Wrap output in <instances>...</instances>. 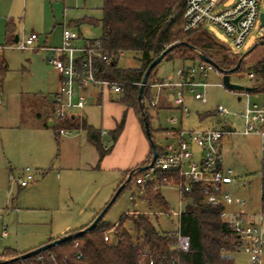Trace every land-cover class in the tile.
<instances>
[{"label": "rangeland", "instance_id": "1", "mask_svg": "<svg viewBox=\"0 0 264 264\" xmlns=\"http://www.w3.org/2000/svg\"><path fill=\"white\" fill-rule=\"evenodd\" d=\"M103 3L104 0H0V46L6 47L2 55L8 64L0 88V250L6 248L25 250L49 239L56 241L64 238L66 233L74 232L76 228L85 226L97 217L124 184L119 185L122 174L118 171L103 168L86 169L84 157H87L88 163H91L92 158L89 157L87 150L84 151L79 146L80 142L86 139V132L75 131L72 135L61 137L57 141L54 129L61 122L56 118L55 109L45 106L44 101L40 100V94L48 95L59 82L58 74L47 62V52L40 47L45 43L58 45L61 31L65 26L80 32L85 39L99 40L102 37L100 26L76 25L85 18L100 20ZM230 3L232 0L228 1V4ZM11 23L15 24V35L20 39L32 34L39 35L38 45L26 51L7 45V28ZM205 29L214 39L224 44L229 53L245 56L243 73L231 75V81L246 87L256 85L257 77L249 79L246 73L255 71L263 54L261 46L248 54L264 39V28L261 27L260 19L257 20L241 50H236L231 38L217 26L206 24ZM187 65L188 63L180 60L165 59L156 68L157 76L160 79L174 76L178 68ZM138 66L139 61L131 52L123 53L118 62L121 69ZM156 81L158 80L154 73L151 83ZM208 81L211 84L206 90L207 103L195 101L192 95H187L186 105L189 112L184 115L179 109H164L170 107L167 104L161 103L153 108L146 102L148 109L145 108V111L149 112L152 137L157 145L166 143L160 132L162 129L179 127L184 130H205L219 128L228 120L234 122L235 127L241 128L240 116L245 112L246 94L230 91L220 85L222 80L216 72L209 75ZM27 95H38L34 105L28 102ZM249 95L251 103H264V93L251 92ZM22 96L26 100L24 110L21 105ZM118 97L111 92L110 98L114 102L104 110L95 103L96 100L89 99L86 108L83 111L76 110L75 114L79 116L86 113L90 122L100 126L103 118L110 115L117 118L120 111L122 115L124 110L126 111V108L117 103ZM103 103L104 105L107 103L106 99ZM219 105L231 113L227 119L216 113ZM34 108L38 111L42 108V113L46 117L50 115L54 118L55 127L42 131L31 129L30 126L36 123ZM132 111L130 109L128 112L130 138L123 147L124 153L129 156L139 154L141 150L139 142L131 136L134 132L131 128L134 127L131 122ZM203 116L205 119H201ZM173 118L179 123H172ZM225 139V166L234 172L236 180L231 187H226V191H230L235 198L245 201L244 207L234 205L228 210L256 215L257 218L262 213L261 180L264 157L261 153V141L256 136L240 135L227 136ZM90 149L96 154L93 147ZM192 149L197 160L201 152L197 146H193ZM27 168L37 174L38 181L26 189H21L17 181L22 179V173ZM42 169L46 170L44 176L39 175L38 170ZM160 191L168 203L170 210L168 213L142 202L139 189L133 181L108 210L102 220L103 223L115 226L124 219L127 229L132 232L127 219L132 217L130 212L137 210L148 215L160 233H175L179 227V217L172 216V213L183 210L184 205L180 202V194L176 187L164 185ZM3 226L8 230L7 237L3 235ZM113 238L114 242L119 241L116 235ZM4 253H0V263L10 262L12 259L3 256ZM227 255L235 260V264H252L249 255L244 251Z\"/></svg>", "mask_w": 264, "mask_h": 264}, {"label": "trees", "instance_id": "2", "mask_svg": "<svg viewBox=\"0 0 264 264\" xmlns=\"http://www.w3.org/2000/svg\"><path fill=\"white\" fill-rule=\"evenodd\" d=\"M185 8V0H104L100 20L85 18L77 24L101 26L102 37L93 41H99L105 52H131L139 61L138 68L121 69L118 63L106 64L97 60L96 68L98 77L120 84L118 102L127 110L135 111L143 128L145 116L148 117L149 123L150 116L139 102L140 85L150 64L163 52L172 48L165 59L179 58L184 62L201 60V53L212 60L218 70L226 73H232L243 57L229 53L227 47L209 35L205 27L184 31ZM14 27V23L8 25V36L13 35ZM12 41L14 42V39ZM260 46L263 47V54L252 72L258 79V83L252 86L254 93H264V44ZM244 62L245 57L240 69L233 74L243 73ZM0 66L4 76L8 67L4 62H1ZM156 68L144 89L142 102L145 108L146 102L151 99L150 85ZM125 122L126 115L110 133L113 143L119 139ZM61 129L86 131L88 141L99 153L98 166L113 149L104 148L102 132L89 126L85 118L61 122L54 129L57 141L61 138ZM156 146L158 150L159 147L157 144ZM152 156L153 151L143 166L127 173L132 177L120 195L135 180L134 173L150 163ZM166 180L177 184L180 178L178 174L164 172L158 176L157 184L160 186ZM140 194L141 201L149 206H154L162 212L170 211L165 197L156 185H147ZM185 200L179 218V232L190 240L187 251L176 249L175 233H160L148 215L139 214L127 219L132 232L127 229L126 220L118 223L114 232L119 239L117 243L108 244L104 241V232L111 230L113 226L101 221L95 229L86 234L77 235L86 227L74 231L69 234L73 235L72 238L24 260L18 258L26 253L7 249L3 256L12 260L2 264H235V260L227 254L238 252L237 240L221 217L223 208L207 205L204 202V192L197 186H193L185 195ZM261 210L264 213V172L261 180Z\"/></svg>", "mask_w": 264, "mask_h": 264}, {"label": "built area", "instance_id": "3", "mask_svg": "<svg viewBox=\"0 0 264 264\" xmlns=\"http://www.w3.org/2000/svg\"><path fill=\"white\" fill-rule=\"evenodd\" d=\"M185 0L183 30L193 31L206 24H213L220 28L228 37L236 50H241L247 37L252 31L257 20L260 18L263 0ZM39 35L32 34L29 37L19 39L14 47L25 51L36 47ZM80 34L70 28L63 27L62 42L59 46L52 48L53 56L50 65L60 75V88L55 94L53 106L56 118L59 122L75 120L82 115H76L75 111H83L87 104L89 91L99 89L119 94L120 84L97 76L96 61L100 60L106 64L118 63L123 53L105 52L99 41H85L78 44ZM1 64V63H0ZM216 72L223 86L224 72L218 70L214 65L203 60H197L190 65L180 67L174 76H169L150 85L156 90V95L149 101L151 107L160 105L164 98V92L172 93V105L178 108L182 114L189 112L186 105L187 95H192L195 101L207 103L206 90L210 86L208 76ZM246 77L253 79L252 72L246 73ZM2 83V68L0 66V86ZM246 94L245 112L240 118L242 126L235 127L234 122L228 120L219 128L205 130H184L182 128L168 131L164 137V145H158V157L151 166V161L145 171L140 169L134 173V183L139 192L145 190L149 184L159 187L157 179L161 173L171 172L178 174L180 181L174 183L166 180L164 185L177 188L180 194V202L185 205V195L197 186L204 192L207 205L222 207L221 217L230 228L233 237L237 240L238 251L246 252L252 264H262L264 255V213L257 216L253 221L244 212L229 211V207L238 205L244 207L245 201L235 198L226 187H231L235 182L234 172L225 166L224 141L227 136H256L261 141V153L264 157V103H251L250 95ZM216 113L226 118L230 112L223 106L216 108ZM177 123L176 119H171ZM55 125L56 121L50 117L49 121ZM73 130L61 129L60 137L70 136ZM108 132H102V138L107 137ZM112 141L103 142L104 148L108 150ZM197 146L200 150V158H197L192 147ZM145 166V167H146ZM131 175V174H130ZM127 175L126 180L130 177ZM132 177V175H131ZM37 177L27 168L25 176L17 181L20 188H26L36 182ZM133 199V198H131ZM182 210L173 212L172 216L180 218ZM133 215L145 214L139 211L130 212ZM129 214V215H130ZM104 232V241L114 244V230ZM7 228L4 227V230ZM175 247L180 251H187L190 240L183 236L178 230L175 232ZM2 264V263H0ZM152 264V263H151Z\"/></svg>", "mask_w": 264, "mask_h": 264}, {"label": "crops", "instance_id": "4", "mask_svg": "<svg viewBox=\"0 0 264 264\" xmlns=\"http://www.w3.org/2000/svg\"><path fill=\"white\" fill-rule=\"evenodd\" d=\"M67 27H70V26H67ZM70 28H72V27H70ZM62 32L63 31H61V35H60V38H59L58 45H56V46L55 45H48L47 43H45V45L43 47H40L45 52H47V54H46L47 56L46 57H47V62H48L49 65H50V62L49 61H50V59L53 56L52 48L59 46L61 44V42H62ZM15 33H16V26L14 27L13 35H11V36L10 35L9 36L7 35L8 42H10V44H8V42H7V45L14 47L15 43L20 39L18 36L15 35ZM78 33L80 34V37H81L80 38V41L78 42V44H83L85 41H93V40L85 39L81 35L80 32H78ZM16 37H18V40L17 41H16ZM13 39H14V44L12 42ZM38 42H39V40L37 41L36 46L38 45ZM5 48H6L5 46H0V63L1 62H4L6 64V66L8 67V64H7L6 60H5L4 56L2 55V53L5 50ZM174 60H180L181 62H183L185 64L188 63V65H190V64L193 63V62H190V61L184 62V61H182L179 58H177V59L175 58ZM56 73L59 76V82H58L57 87H55L53 90H51L50 92H48V95L40 94V100L42 99V101H44L43 103L45 104V106H47L49 108H54V106H53L54 97H55V94L57 93V91L59 90L60 83H61L60 75H59L58 72H56ZM5 76H6V73H4V76H2V83H1L0 88H2V85H3V81H4ZM155 78L158 81L153 82L151 85H153V84H155L157 82H160L161 80L164 79V78H162V79L158 78L157 72H155ZM208 79H209V76H208ZM156 93H157L156 90L153 89V88H151V97L150 98L154 97L156 95ZM110 94H111V92H109V91H103V90H99V89H92V90L89 91V94H88V97H87V101L89 99L96 100L95 103L98 106H101L102 109L104 110L105 107L108 108V107H110L112 105L111 102H114L113 99L110 98ZM115 95H117V97L119 96V94H115ZM163 95H164V98L161 99L160 105L162 103V104H167V105L170 106V107L164 108V109L175 108L172 105V102H170V99L172 101V93L170 91H165ZM27 96H29L28 102H31V104L34 105V102L36 101V96H38V95H27ZM168 96H170V99H168ZM104 99H106V101H107V103L105 105L103 103L104 102ZM239 100H241V98ZM25 101H26L25 100V97L22 96V99H21V105H22V107H23ZM186 102H187V97H186ZM117 103L120 104L118 102V98H117ZM87 104H86V106H87ZM123 108L125 109V107H123ZM34 109L36 110V114H35L36 123L33 124L32 126H30L31 129L38 130V131H42V130H46L49 127H51L52 125H54L53 123L48 122L49 121V118H50V115H48V117H46L42 113V108H40L41 110H39V111L36 108H34ZM175 109H178V108H175ZM23 110H24V107H23ZM129 110L130 109H128V110L126 109V111L124 110L123 115L121 114V111H120V114L118 115L117 118H114L111 115L108 116V117L103 118L102 121H101V123H100V126H95L94 123L90 122V120H89V118H88V116H87L86 113L82 114V116L85 118V120H86V122H87V124L89 126L95 128L96 130L101 131V132H103V131L108 132V136L102 138L103 139V142L112 141V138L110 136V133L116 128L117 124L122 120L123 116L126 115L125 126H124V129H123V131H122L119 139L115 143H113V141H112V144H111V147H113L112 151L103 159V161L100 163L99 166H98V164H99V153H98L97 149L95 148V146L88 141L87 136H86V139H84L83 141H81L80 142V145H79L84 151L87 150V152L89 153V157L92 158L91 163H88L87 162V157H84V159L86 161L85 162L86 163V169H92L93 170L95 168H97V169H99V168L102 169L103 168V169H109V170L115 171V172L118 171V172H120L122 174V180H120V184L119 185L125 183L128 172L133 171V170H135V169L143 166L146 163V161L148 160L149 156L151 155V151H152L151 144H150V142L148 140V137H147V135H146V133L144 131V128L141 125L140 120H139L138 116L136 115L135 111L133 109H131V110H133L132 111L133 112V120L131 122H133V124H134V127H131L132 130H134V132H133V134L131 136L133 138H135L137 140V142H139V145H141V150H140L139 154L137 153L136 155H132V156L126 155L124 153V150H123L124 148L123 147H125L124 145H125L126 141L130 138L129 137L130 123L128 122V112H129ZM201 119H205V116L201 117ZM177 123H179L178 120H177ZM180 123L182 124V120L180 121ZM174 129H179V127L178 128L172 127L170 129H165V130L162 129V131H160V132H161L162 136L165 137L167 135L166 133H168V131L174 130ZM209 129H213V128H209ZM84 132H86V131H84ZM86 134H87V132H86ZM224 145H225V141H224ZM91 147H93L95 149L96 154H94L91 151L92 150V149H90ZM82 149H80V150L82 151ZM11 163L12 162H10V164ZM38 171H39V175H42L43 174V176H44L45 173H46V170L45 169L38 170ZM34 174L37 177V174L36 173H34ZM24 176H25V170L22 173V178H24ZM37 181H38V179L36 180V182ZM161 186H164V185H160L158 187V188H160V190H161ZM28 187H26V188H28ZM26 188H21V189H26ZM15 211H18V210L15 209ZM135 211H137V210H135ZM245 214L251 220H253V221L256 220V215H250V214H247V213H245ZM98 215L99 214H97V216ZM91 222L88 223V224H86L85 226L76 228L74 231H77V230H80V229H83V228L89 226L91 224ZM4 227L5 226H3V235L5 237H7L8 236V230L7 229L4 230ZM67 235H69V233H66L65 234V236H67ZM49 241H52L53 242L55 240L49 239L48 241H46V242H44L42 244H39V245H36V246H32L29 249L26 248L25 250H19V249H13V248H6L4 250H0V253L5 252L7 249L15 250V251H17L19 253H27V252H30L32 250H35V249H37V248H39V247H41L43 245H46Z\"/></svg>", "mask_w": 264, "mask_h": 264}, {"label": "water", "instance_id": "5", "mask_svg": "<svg viewBox=\"0 0 264 264\" xmlns=\"http://www.w3.org/2000/svg\"><path fill=\"white\" fill-rule=\"evenodd\" d=\"M260 21H261V27L264 28V10L261 12L260 14ZM264 38V37H263ZM18 40V37H16V41ZM264 44V39H262V41H260L259 43H257L249 52L248 54H250L252 51H254L258 46L260 45H263ZM172 50V48L166 50L165 52H163L159 57H157L151 64L150 66L148 67L145 75H144V78L142 80V83L140 85V90H139V102L141 103V107L142 109H145V106L143 105V93H144V89L145 87L148 85V80H149V77L152 73V71L165 59V57L168 55V53ZM200 55V58L201 60L207 62V63H210L212 65L215 66L214 62L212 60H210L209 58H207L206 56L202 55L201 53H199ZM245 56L241 57L237 66L234 68L233 72L232 73H226L224 72V77H223V86L230 90V91H235V92H243V93H251L253 92V88L252 87H246L244 85H240V84H237V83H233L231 81V74L233 73H236L240 67H241V64H242V61L244 59ZM144 128H145V132H146V135L148 137V140L151 144V149L153 151V156H152V161H151V166L154 165L157 157H158V152H157V146L155 144V142L153 141L152 137H151V126H150V123H149V120H148V117L145 116V122H144ZM148 167H143L140 169V171H145ZM130 179H131V175L130 177L125 181V183L118 189V191L115 193L114 197L112 198V200L110 201V203L105 207L104 210H102L99 215L96 217V219L88 226L86 227L85 229L81 230L80 232L77 233V235H83V234H86L87 232L95 229L98 224L103 220L104 216L106 215V213L108 212V210L111 208V206L115 203L116 199L118 198V196L120 195L121 191L123 190V188L125 186H127L130 182ZM73 235H68V236H65L64 238L62 239H59V240H56V241H53L51 243H48L46 245H43L35 250H32L26 254H23L22 256H20L18 259L19 260H24V259H27V258H30L31 256H35L41 252H44L54 246H56L57 244H60L70 238H72Z\"/></svg>", "mask_w": 264, "mask_h": 264}]
</instances>
